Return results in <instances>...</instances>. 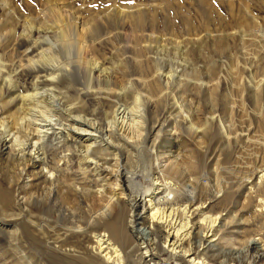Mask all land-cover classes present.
<instances>
[{
    "label": "bare ground",
    "instance_id": "6f19581e",
    "mask_svg": "<svg viewBox=\"0 0 264 264\" xmlns=\"http://www.w3.org/2000/svg\"><path fill=\"white\" fill-rule=\"evenodd\" d=\"M0 2L5 9V14L0 15V229L15 228L11 236L17 242L21 229L29 231L31 236L34 231L27 226L42 228L35 221L36 216L42 217L46 224L44 229H53L50 231L54 235L48 234L52 240L47 238L45 241L46 256L36 264H170V261L175 264H218L219 256L207 252L205 243L222 245L228 240V233L233 232V225L229 226L232 231L226 232L224 227L236 221L233 219L236 215L231 217L228 212L224 217L222 211L228 209L226 206L231 201L234 202V192L229 186L226 192L221 191L220 186L217 194L222 192L221 196L214 194L210 199L207 196L209 202L202 201L209 192L203 179L196 178L187 184L173 177L172 173H176L179 167V158L164 150L167 142L176 148L179 146L173 136L164 144H153L156 173L148 176L152 188L140 185L145 176L140 174L142 180L136 178L134 171L124 166L123 160L120 163V153L116 152L115 146L128 154L132 148L130 145L136 144L140 150L145 126L153 123L149 128V133H153L157 122H154V116L148 118L146 105H141L138 100L140 96L135 103L132 102L133 107L127 104L130 88L122 82L114 66L105 65V61L111 62L112 59L99 51L95 31L89 26L91 23L88 25L82 20L81 25L75 27L80 18L70 9L72 6L68 0H43L44 21L41 23V20L40 25L38 21L36 24L35 16L29 17L21 12L16 15L14 0ZM137 8L139 12L141 6ZM251 18L255 25H259L257 16L251 14ZM258 25L256 27L260 29ZM134 55L143 86L148 85L151 89V97L148 94L147 97L153 99L159 84L146 80L148 75L140 67V55ZM125 66L120 63L118 69L127 74ZM20 69L30 75V86L20 79ZM253 84L257 99L254 111L258 112L254 115L255 126L262 131L264 106L259 102V93L264 91L263 83L257 81ZM97 97L104 127L98 121V108L91 107ZM152 107L158 110L154 102ZM162 131L156 130L157 137ZM118 133L120 137L116 136ZM260 137L263 139L264 134ZM98 150L103 152L104 162L96 159ZM255 153H259L264 162V139L255 147ZM111 155H114L113 159ZM75 157L77 169L81 172H93L96 176L115 175L106 179V185L96 186L97 189L87 185L85 188L80 180H70L64 175V172L73 170L71 165ZM110 159L115 162L111 163ZM260 165L255 164L254 172L260 168L256 173H259L258 182L262 184L264 167ZM5 168L7 172H4ZM251 185L249 187L253 189ZM80 194L87 200L86 204L91 203L86 218L80 222L85 226L78 224V230L73 226L65 229V233L60 229L56 233L55 224L76 222L75 202L80 199ZM51 199L53 204H50ZM240 201L237 199L236 206L241 205L242 211L251 206V202ZM257 206L259 210L260 207L263 209L264 196ZM68 233L70 236L65 235ZM259 261L264 264V257ZM219 264L226 263L221 261Z\"/></svg>",
    "mask_w": 264,
    "mask_h": 264
},
{
    "label": "rangeland",
    "instance_id": "374dc122",
    "mask_svg": "<svg viewBox=\"0 0 264 264\" xmlns=\"http://www.w3.org/2000/svg\"><path fill=\"white\" fill-rule=\"evenodd\" d=\"M68 1L72 6L70 9L75 12V16L80 18V22H75L74 26L81 25L82 20L88 25L91 23L89 26L95 31V43L99 51H103L110 60L112 59L111 62L105 61V65L114 66L117 75L121 80L123 79L122 82L129 86L127 104L133 107L132 102L135 103L138 99L137 96H140L138 100L141 105H146L144 106L149 113L148 118L152 119L151 117L154 116V122H157V132L164 130L159 137L156 135V130L149 133V128L153 124L149 122L148 126L146 125L148 129L145 126L143 132L146 137L143 135L140 150L136 144L130 145L137 149L131 148L128 154L121 147L115 146L116 152L120 153V163L123 160L124 166L134 171L136 178H139L140 174L145 176V181L143 180L140 185L151 189L152 184L148 180V176L156 173L154 168L156 159L154 155L152 156L155 151L152 146L154 143L158 146L162 142L164 144L165 140L171 139L173 136L179 145L177 148L168 142L164 144V150L167 153L169 150V154H174L179 158V167L176 169V173H172L173 177L176 176L177 180L187 184L194 182L196 178L203 179L202 182H205L209 192L204 195L205 198L203 196L202 201L209 202L210 197L214 194L221 196L222 192L217 194L220 186L222 187L221 191L225 190V192L226 187L229 186V190L233 191L235 195L234 202L231 201L232 204L229 203L226 206L229 210L222 211L224 217L229 213H231V217L236 215L235 218L233 217L236 221L229 222V225L224 227L227 232L231 229L229 226L233 225V232L228 233L229 238L222 245H219L218 242L205 243V247L208 246L205 250L210 254L218 255V261L226 264H263L259 260L264 257V247L262 246L264 244V207L263 209L260 207L259 210L257 203L264 196V182L262 184L258 182L259 173L256 172H259L260 168L254 172V166L258 163L264 167L260 154L255 153V147L264 139V137L263 139L260 137L264 134V128L261 131L255 126L257 122L254 115H257L258 112L254 111V103L257 99L256 96L254 97L253 83L257 81L263 83L264 90V0ZM14 3L17 6L15 8L16 15H20L21 12L29 17L35 16L37 25V21L39 25L43 23L44 16L41 12L44 9L43 0H14ZM138 6H141L139 12ZM2 14H5V9L0 6V15ZM251 14L258 17L262 31L256 27L258 24H254ZM5 19L6 16L3 17L4 21ZM69 25L72 26L73 23ZM135 32L137 34H134ZM133 41L136 42L133 43ZM0 52L2 53V50ZM137 53L140 55L142 63L140 67L148 75L146 80L154 82V85L159 84V89L154 91L156 94L154 93L153 99L149 94L151 89L148 85L143 86V78L137 72L139 65H137L138 62L136 63L134 55ZM7 58L9 59V57L5 59L8 60ZM120 63L126 64L127 74L118 69ZM117 64L118 66H116ZM19 74L20 79L30 86V75L21 69ZM166 78L169 80L167 81ZM111 91L113 89H110ZM147 94L150 97H147ZM263 98L264 91L259 93V102L264 106ZM153 102L157 111L160 110V114L155 110L156 108L152 107ZM88 103H92V101L88 100ZM97 103L98 106H96ZM94 106L99 110L98 97L91 107ZM97 117L101 126L104 127L100 110ZM163 132H167L166 135ZM173 133L175 134L173 135ZM116 136L120 137L119 133ZM153 138L156 141H153ZM258 141L259 143L256 144ZM120 142L122 143V141ZM173 149L175 151L171 152ZM121 152L125 153L122 155ZM131 155L132 157H130ZM95 156L97 160L100 158V163L104 162L103 152L98 150ZM72 161H75L71 165L73 170L69 173L68 171L64 172V175L68 177L67 179L74 178V181H81L80 183L87 187L91 186L97 189L96 186L106 185L108 183L106 179L115 175V173H111L106 176L104 173L105 175L96 176L93 172H81L77 169L76 157ZM113 162L115 161L111 160V163ZM4 172H7V168L4 169ZM139 179L142 180V178ZM254 181L256 184H253ZM65 184L67 186L68 182ZM250 185L253 189L249 187ZM213 189H217V191L213 192ZM79 196L80 199H76L75 207L76 210L77 208L81 210H75L77 212L75 213L76 222L67 221L68 226L61 223L55 224V226L53 224L58 229L56 233L59 229L60 232L65 233L67 228L75 226L73 228L78 230L77 226L80 224L85 226V223L80 222L83 221V217L86 218V212H88L91 203L86 204L87 200L83 196L81 197V194ZM239 198L242 202H251V206L244 211L240 210L242 206H236V201ZM51 201L50 204H53V199ZM36 212L38 211L36 210ZM81 215L83 216L81 217ZM35 218L42 228L37 225L30 228L25 224L30 230L33 229V236H30L29 231L24 232V229H21L17 242L11 236L15 232V228L8 230L12 232L10 234L7 229H0V264H36L39 259H44L46 256L45 241L47 238L49 241L52 240L50 236L54 235L51 232L53 229L45 230V220L38 216ZM65 235L70 236L69 233ZM30 238L32 239L30 240ZM169 263L175 264L173 261Z\"/></svg>",
    "mask_w": 264,
    "mask_h": 264
}]
</instances>
